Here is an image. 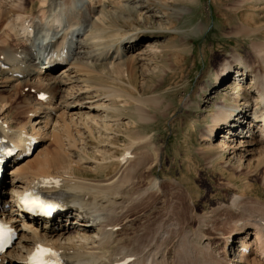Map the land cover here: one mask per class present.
Listing matches in <instances>:
<instances>
[{"label": "bare ground", "instance_id": "6f19581e", "mask_svg": "<svg viewBox=\"0 0 264 264\" xmlns=\"http://www.w3.org/2000/svg\"><path fill=\"white\" fill-rule=\"evenodd\" d=\"M38 1V9L28 13L25 0H0V22L4 21L0 26V141L18 148L6 163L10 172L0 180V215L15 226L19 237L13 248L0 255V264H30L28 261L38 246L53 250L62 264H264V201L251 198L245 190L236 194L230 205L219 203L210 215L199 218L196 230L193 222L180 212L155 215L154 221L146 220L134 229V205L145 193L140 191L142 197L134 190L128 182L134 171L128 173L129 167L124 165L135 162V151L141 143L133 139L117 158L119 168L124 166L119 178L98 182L86 177L90 171H98L102 164L94 168L85 165L96 161L79 152L86 148L87 142L84 144L83 140L91 137L96 141L97 136H83L80 129L92 135L97 128H108L105 113L115 111L108 102L120 93L111 92L112 95L103 97L108 90L91 85L90 64L95 66L105 61L113 69L122 71L127 66L123 65L126 58L131 63L144 62L145 50L138 51L142 37H138L139 31L122 37L119 33L109 35L112 44L106 46L108 49L99 53L87 51L89 62H85L77 57L82 51L75 49L94 48L95 39L98 42L104 39L102 27L107 23L106 8L111 0ZM253 1L256 0H243L244 3ZM83 5L87 7L86 14L80 13ZM89 18L91 25L88 22L89 28L85 30L84 23ZM62 21L66 24L59 29ZM44 31L38 50L41 57H19V50L28 54L33 51L36 36ZM258 31L263 32L264 26ZM72 34L76 37V48L71 59L62 69L51 67V61L62 57L68 45L65 42ZM101 49L96 47L97 51ZM181 49L187 52V45L181 43ZM254 53L259 66H250L244 59L230 55L232 60L225 61L213 78L212 89L216 91L217 86L227 82V76L238 74L232 79L240 85L249 75L248 88L256 94L252 105L248 97L234 107L219 106L211 115L201 139L211 150L205 155L210 163L221 158L230 163V158L236 157L240 168L247 156H253L251 148L256 146L263 151L256 155V162L250 159L248 166L256 169L264 164V119L258 121L262 128L257 131L259 135L241 124L243 116L247 117L248 127L254 126L259 118L258 114L255 116V109L264 105V43L255 47ZM61 60L65 62L68 58ZM7 64V68H2ZM43 95L46 97L42 98ZM231 95L236 99L238 92ZM16 98L19 99L14 103ZM192 127L191 124L189 129ZM224 128L226 131L221 133ZM236 140L237 146L233 144ZM32 141L43 143L37 144L29 157L20 159ZM130 167L135 170L133 165ZM176 186L178 190L183 187ZM247 186L249 189L250 185ZM35 191L54 196L56 200L50 211H60L61 216H54L57 212L54 218L30 213L22 200ZM166 194L159 188L158 195L165 198ZM209 225L211 228H206ZM217 239L223 242L215 243Z\"/></svg>", "mask_w": 264, "mask_h": 264}, {"label": "rangeland", "instance_id": "374dc122", "mask_svg": "<svg viewBox=\"0 0 264 264\" xmlns=\"http://www.w3.org/2000/svg\"><path fill=\"white\" fill-rule=\"evenodd\" d=\"M25 1L28 5L26 12L33 13L38 9V0ZM83 7L80 13L86 14L87 7ZM106 11H109V16L105 27H102L106 36L99 42L95 39L92 44L94 48L87 46L77 49L75 46L73 50L82 51L77 57L87 62V51L99 53L108 49L106 46L112 44L109 35L119 33L122 37L139 31L138 37L142 38L138 43V51L145 50V63L142 60L131 63L132 60L126 58L123 65L127 66L122 71L113 69L105 61L95 66L89 63L91 85L108 90L103 97L112 95L111 92L120 93L108 102L115 109L105 113L108 128H97L92 135L80 129L84 132L83 136H97L98 140L91 137L83 140L84 144L87 142L84 145L86 151L82 149L79 152H85L84 155L87 154L89 159L97 163L85 165L94 168L102 164L98 171H90L86 177L100 182L119 178L124 166L129 167L128 173L134 171V177H129L128 182L134 190L139 191V196L143 197L141 192L145 193L143 199L134 205V229H138L146 220L154 221L156 216L180 212L193 222L196 230L199 218L210 215L219 203L230 205L236 194L244 190L251 198L263 202L264 164L256 169L248 166L250 159L257 161L256 155L263 148L252 147L253 156H247L242 167L238 168L240 163L236 157L230 158V163L226 158L210 163L205 155L211 150L204 146L201 139L217 107H234L248 97H251L253 104L255 94L253 91L250 93L248 88L249 75L243 78L240 85L229 79L221 87L217 86L216 91L212 89V80L220 72L222 64L232 60L230 55L244 59V63L250 66L260 65L254 49L264 43V31H258L264 26V0L247 3L243 0H111ZM2 22L0 26L4 24ZM88 22L91 25L90 18L84 23L85 30L89 28L86 26ZM143 31H153L154 34ZM36 39L37 44L40 36ZM181 43L187 45V52L181 49ZM96 47L102 49L97 51ZM11 48L15 50L14 46ZM19 52V57L39 58L36 52ZM234 91L238 92L236 99L231 95ZM204 99L208 102H204ZM191 124L193 127L189 129ZM77 127L78 124L75 131ZM224 131L225 128L220 132ZM189 135L190 138H187ZM133 139L141 143L137 146L139 150L135 151V162L119 168L117 158ZM238 143L236 140L233 144L237 146ZM132 165L135 170L131 169ZM9 172L7 168L5 175ZM175 184L183 187L178 190ZM247 185L251 187L248 189ZM140 188L144 191L146 188L149 193L138 190ZM159 188L166 191L165 198L158 195ZM144 214L150 217L149 220ZM179 238L176 237V240ZM17 242L18 239L14 245ZM218 242L223 241L215 240V243Z\"/></svg>", "mask_w": 264, "mask_h": 264}, {"label": "snow or ice", "instance_id": "6c2138e0", "mask_svg": "<svg viewBox=\"0 0 264 264\" xmlns=\"http://www.w3.org/2000/svg\"><path fill=\"white\" fill-rule=\"evenodd\" d=\"M24 202L28 203L29 201L25 200ZM10 237L11 229H6L5 226L0 225V240L9 239ZM46 256L56 257L57 254L51 249L38 246L37 251L32 257V260L34 264H53V261L45 259Z\"/></svg>", "mask_w": 264, "mask_h": 264}]
</instances>
